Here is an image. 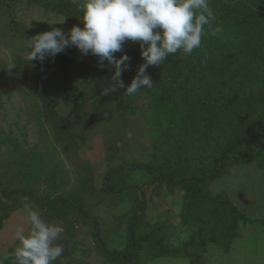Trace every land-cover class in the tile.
Masks as SVG:
<instances>
[{"label":"rangeland","instance_id":"374dc122","mask_svg":"<svg viewBox=\"0 0 264 264\" xmlns=\"http://www.w3.org/2000/svg\"><path fill=\"white\" fill-rule=\"evenodd\" d=\"M5 1L0 0V195L2 190L10 192L29 188L39 198H67L96 218L108 245L118 249L126 244L129 213L142 202L149 226L141 234L148 233L151 239L143 242L138 251L137 260L140 264L145 258L160 253L159 244L180 252L188 248L192 253L202 252L208 242L218 244L224 237L226 221L222 218L212 220L214 227L211 226L205 232L199 231L200 224L193 208H190L192 198L189 194L154 180L147 171L129 169L124 174L125 184L133 186V189L128 191L124 199H116L105 192L103 175L109 168L119 164H154L155 160L157 165L164 168L176 166L186 172L198 169L225 145L226 141L222 137L211 140L205 137L211 115L221 123L226 121L225 116L231 114L225 111L224 105L220 102L211 104L213 112H207L209 115L202 119V127L198 128L195 135L194 127L190 124L185 128L179 120L173 123H170L171 120L165 121L140 89L132 96L139 108L137 115L123 117L116 109L115 101L85 100L83 108L97 113L99 117V124L89 125L76 116L72 106L65 103L60 89L63 84L60 76H68L82 89L92 90L98 79L107 82L114 73V67L105 61V67L99 68L98 57L83 55L74 46L54 57H46L42 63L39 60L30 62L25 58L28 51L25 42L31 36L50 31L53 27L61 28L66 33L74 24L83 27L80 19L82 13L78 11L80 7L74 6L75 13L68 16L53 9L57 0ZM67 1L76 6L80 2L82 4V0ZM62 20L64 22L61 23ZM29 23L32 25L30 28ZM135 45L140 46L138 42H126L123 53L117 52L116 57L123 54L130 57L131 47ZM9 64H14L15 68L7 69ZM128 64L129 70L122 74L126 86L133 79L131 61ZM40 69L43 72L41 81H49L46 85L37 83L38 86L35 75ZM91 75L95 77L92 79ZM41 88L44 89L42 93L53 100L56 113L65 118L63 127L46 115L45 103L38 94ZM123 90L120 89L114 96L119 97ZM178 108L181 116L187 114L182 105ZM165 123L170 127L167 139L173 147L175 144L180 146L179 153L171 151L163 142ZM80 136H84L85 140L80 139ZM154 138L157 144H154ZM195 140L198 146L194 152L182 149H191ZM262 141L264 131L252 143ZM157 150L162 153V157L156 158L154 151ZM238 171H234L228 179L212 182V188L217 190L225 187L230 191L234 187L248 188L250 191L243 194V200L251 195L252 206H240V209L247 216L258 218L256 220L260 227H257L264 228L261 223L264 219V178L259 174L239 175ZM234 178L239 179L238 184H234ZM29 205L37 208L34 203ZM253 205H256L255 209ZM259 207L260 211H257ZM65 213L69 223L43 219L64 229L54 242L63 247V253L53 264H115L98 254L87 232L89 227L86 222L72 209H66ZM18 214L14 212L3 221L0 247L11 245L16 240L14 233L17 228L23 227L26 231L30 228L27 219L23 215L22 219ZM255 225L252 226L255 228ZM208 233L218 237L219 241H210ZM18 245L19 242L14 247ZM158 262L170 264V261ZM148 264L157 263L156 260H149Z\"/></svg>","mask_w":264,"mask_h":264},{"label":"trees","instance_id":"16d2710c","mask_svg":"<svg viewBox=\"0 0 264 264\" xmlns=\"http://www.w3.org/2000/svg\"><path fill=\"white\" fill-rule=\"evenodd\" d=\"M208 2L214 12V19L211 26H205L201 47L188 55L182 50L178 51L170 54L162 65L150 66L147 74L152 78L153 87H143L141 91L165 121L171 120L172 122H167L173 123L179 120L185 128L190 124L194 127L195 135L198 128L202 127V119L213 112L211 104L220 102L224 105L225 111L231 114L225 116L226 121L221 123L211 115L205 137L210 140L222 137L226 141L225 145L216 156L205 161L198 169L189 172L176 166L164 168L157 165L156 160L154 164H119L109 168L103 175V188L114 198L124 199L128 191L133 189V186L125 184V172L129 169L147 171L154 180L162 181L167 186L190 195L192 198L190 208H193L196 220L199 221V231L205 232L213 226L212 224L215 225L212 220L224 219L225 233L221 241L211 233L207 235L210 241H219L228 248L232 238L238 234L239 221L253 220L239 212L225 193H211L209 185L228 172L232 166L256 163L260 168H264V141L252 143L253 139L264 131V0H208ZM80 5L76 6L67 0H57L53 9L69 16L75 13L73 7L78 8ZM78 11L82 13L81 8ZM216 27H220L222 31L213 35L210 29ZM140 53V46L131 47L133 78L139 65L144 63ZM42 74L40 69L35 75L36 84L46 85L49 79L42 82ZM90 77L93 79L95 76ZM60 78L63 80L60 89L65 103L72 106L76 116L89 125L99 124V117L97 113L83 108L82 103L87 99L115 101L116 109L123 117L139 113L133 97L128 96L125 90L117 98L114 94L101 95L106 84L102 79L97 80L95 88L87 90L75 84L68 76L61 75ZM40 90L42 91L38 94L45 103L46 115L63 127L65 118L56 113L53 100L42 93L44 89ZM179 105L185 108L187 113L185 116H181ZM163 130L165 133L163 142L167 144L165 146L179 153L180 146L175 144L173 147L167 139L166 134H169L170 127L166 123ZM80 139L85 140V137L80 136ZM156 141L154 138V144H157ZM197 146L195 140L191 144V149H182L194 152ZM154 154L156 158L162 157L159 150L154 151ZM26 202L34 203L40 210L42 209L40 213L42 219H56L64 223H69L65 210L72 209L89 227L87 232L98 254L111 263L140 264L137 260L138 251L143 242L151 239L150 234H141V231L149 226L142 202L129 213L126 244L122 249H118L108 245L98 220L77 204L67 198H39L29 188L1 191L0 228L11 212L23 207ZM261 223L264 225V220H261ZM159 245L160 253L156 252L153 256L145 258L143 264H147V261L154 257H169L179 253L189 257L192 264H199V253L194 254L188 248L180 252L170 249L169 246ZM5 255L11 257L9 252H0V264H13V258L6 260Z\"/></svg>","mask_w":264,"mask_h":264},{"label":"clouds","instance_id":"9594fccd","mask_svg":"<svg viewBox=\"0 0 264 264\" xmlns=\"http://www.w3.org/2000/svg\"><path fill=\"white\" fill-rule=\"evenodd\" d=\"M80 8L83 27L74 24L67 33L53 27L31 36L25 42L28 49L25 58L30 62H43L46 57H54L74 46L83 55L98 57L101 69L107 61L114 67V73L102 89L103 96L125 89L131 97L143 87H153L147 69L162 65L170 54L182 50L188 55L199 49L205 26H211L214 19L208 0H82ZM28 27L32 25L29 23ZM210 30L213 35L222 31L220 27ZM128 41L140 44L144 63L126 86L122 74L129 70L131 58L127 54L117 58L115 54L123 53ZM12 68L14 64L7 67ZM24 209L30 228L27 231L23 227L16 229L14 236L19 245L11 257L5 255L4 259L13 258V264H53L63 253V247L54 244L63 233V227L45 222L27 202Z\"/></svg>","mask_w":264,"mask_h":264},{"label":"crops","instance_id":"0c3cea01","mask_svg":"<svg viewBox=\"0 0 264 264\" xmlns=\"http://www.w3.org/2000/svg\"><path fill=\"white\" fill-rule=\"evenodd\" d=\"M238 166H241L242 168L241 167L237 168ZM237 170H240L238 171L239 175H243V174L258 175L259 174L264 178V168H260L258 165H256V163H248V164H241V165L230 167L228 172H226L223 176H221L220 178L216 180L227 178L230 175H233L235 173L234 171H237ZM238 180H239L238 178H234V184H238L237 183ZM247 189L248 188L244 190V189H239V188L234 187L231 189L232 191H230V189L228 188L220 187L219 189L214 190L212 188V185L211 184L209 185V190L211 193L213 194L225 193L229 197L231 202L236 206L239 212L244 214L249 220H253V219L254 220L253 222H249V221L244 222L242 220L239 221L237 225L238 234L232 238L228 248H225L222 243L217 244L213 242H210V243L208 242L204 246V249L202 250V252L199 253V264H261L262 262H264V228L257 227L259 226L256 220L258 218L249 217L244 212H242V210L240 209V206H245V207L252 206L251 200L253 197L251 195L247 196V200L245 201L243 200L244 199L243 194H245L246 191L247 192L250 191L249 189L248 190ZM30 206L32 207L34 211L38 212L40 215L41 211L38 207L37 209L35 206H32V205ZM253 208L255 209L256 205H253ZM23 211H25L24 206L17 210H14L13 212L10 213V215L14 212H17L19 213L18 215H20L21 218L23 215V218L27 219V213L25 212L23 214ZM257 211H260V207L258 208ZM253 224H256L255 228L252 226ZM18 242L19 241L15 240L11 245H8L6 247H0V252L1 253L9 252V254L12 255L15 249L14 245ZM149 260L150 261L156 260L157 264L161 263L158 261H170L169 262L170 264H184L185 262L187 264H192L189 257H185L184 255L180 253L174 256H169V257L158 256V257H154ZM149 260L147 261V264ZM179 260H182L184 262H178Z\"/></svg>","mask_w":264,"mask_h":264}]
</instances>
